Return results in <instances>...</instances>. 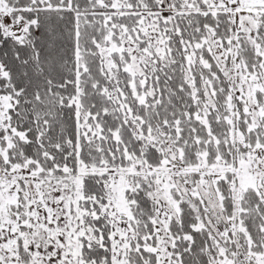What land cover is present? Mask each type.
<instances>
[{
    "label": "snow or ice",
    "instance_id": "6c2138e0",
    "mask_svg": "<svg viewBox=\"0 0 264 264\" xmlns=\"http://www.w3.org/2000/svg\"><path fill=\"white\" fill-rule=\"evenodd\" d=\"M0 264H264V0H0Z\"/></svg>",
    "mask_w": 264,
    "mask_h": 264
}]
</instances>
